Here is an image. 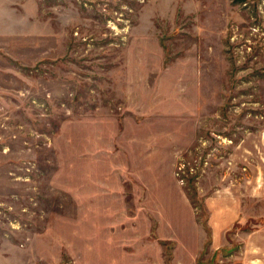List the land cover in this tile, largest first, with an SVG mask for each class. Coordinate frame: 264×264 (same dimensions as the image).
<instances>
[{
  "label": "rangeland",
  "instance_id": "obj_1",
  "mask_svg": "<svg viewBox=\"0 0 264 264\" xmlns=\"http://www.w3.org/2000/svg\"><path fill=\"white\" fill-rule=\"evenodd\" d=\"M0 264H264V0H0Z\"/></svg>",
  "mask_w": 264,
  "mask_h": 264
}]
</instances>
